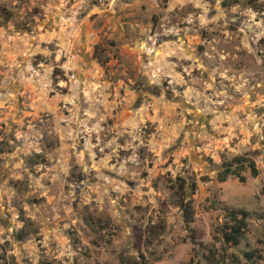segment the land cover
<instances>
[{
    "label": "rangeland",
    "instance_id": "1",
    "mask_svg": "<svg viewBox=\"0 0 264 264\" xmlns=\"http://www.w3.org/2000/svg\"><path fill=\"white\" fill-rule=\"evenodd\" d=\"M0 264H264V0H0Z\"/></svg>",
    "mask_w": 264,
    "mask_h": 264
},
{
    "label": "trees",
    "instance_id": "2",
    "mask_svg": "<svg viewBox=\"0 0 264 264\" xmlns=\"http://www.w3.org/2000/svg\"><path fill=\"white\" fill-rule=\"evenodd\" d=\"M246 168L249 169L250 174L253 177H257L259 175V170L256 167V163L251 158L238 157L229 167L225 168L222 172L218 174V179H220L221 181H226L229 175H234L236 178L239 179L240 182H245L246 178L244 175H242V171H244ZM182 183L183 184H181V188L184 189L185 186L182 185H184L185 181H183ZM191 187H196V185L192 184ZM180 208L182 210L185 222L187 224L193 223L195 218L194 209L191 205V202L188 201L187 203H184L182 201L180 204ZM228 213L230 214V218L234 222L232 224L225 225V230L222 229L224 242L230 247H236L239 245L240 239L244 235L245 230L247 228L248 212L245 210H230L228 211ZM245 255L248 260H253L254 258H261V254H257L253 251L247 252Z\"/></svg>",
    "mask_w": 264,
    "mask_h": 264
}]
</instances>
